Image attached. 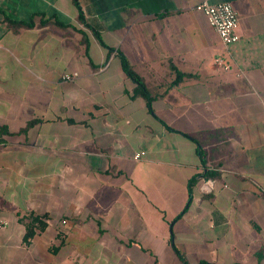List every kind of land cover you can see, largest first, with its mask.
Returning a JSON list of instances; mask_svg holds the SVG:
<instances>
[{
  "label": "crops",
  "instance_id": "crops-1",
  "mask_svg": "<svg viewBox=\"0 0 264 264\" xmlns=\"http://www.w3.org/2000/svg\"><path fill=\"white\" fill-rule=\"evenodd\" d=\"M198 1L0 0V264H264V0Z\"/></svg>",
  "mask_w": 264,
  "mask_h": 264
},
{
  "label": "built area",
  "instance_id": "built-area-1",
  "mask_svg": "<svg viewBox=\"0 0 264 264\" xmlns=\"http://www.w3.org/2000/svg\"><path fill=\"white\" fill-rule=\"evenodd\" d=\"M194 8L205 16L208 24L215 30L224 46H228L238 39V15L229 2L200 0L195 4ZM75 76V73L72 74V76L64 75L63 79L68 80ZM143 153L144 151L136 152L134 157L139 158ZM212 185L213 181L211 179H206L202 188L205 191H209ZM4 224L5 221L0 219V228H2Z\"/></svg>",
  "mask_w": 264,
  "mask_h": 264
},
{
  "label": "trees",
  "instance_id": "trees-1",
  "mask_svg": "<svg viewBox=\"0 0 264 264\" xmlns=\"http://www.w3.org/2000/svg\"><path fill=\"white\" fill-rule=\"evenodd\" d=\"M75 4L77 5L78 9L79 5L77 4L76 0H74ZM79 16L80 18L82 17L81 12L79 11ZM121 66L123 68V70L127 73V75L131 78V80L135 83V88H134V93L135 94H141L143 96H147V105L148 107H150V97H148L147 95V91L146 88L141 80V78L131 69L130 65L128 64V62L125 60L124 57H122V61H121ZM211 172H205V176L210 175ZM192 183V180L189 181V185ZM25 217V218H24ZM24 217H20V221L23 222L24 224V228H25V234H24V241L25 242H29L30 239L33 237V235L37 232V231H41L43 230L47 223L45 222V220L38 215H34L32 213L27 214ZM199 264H210L207 262H200Z\"/></svg>",
  "mask_w": 264,
  "mask_h": 264
},
{
  "label": "rangeland",
  "instance_id": "rangeland-1",
  "mask_svg": "<svg viewBox=\"0 0 264 264\" xmlns=\"http://www.w3.org/2000/svg\"><path fill=\"white\" fill-rule=\"evenodd\" d=\"M65 75H70V76H72V74H65ZM64 76V75H63ZM74 77H72V78H70V79H68V80H71V79H73ZM64 80H66V79H64Z\"/></svg>",
  "mask_w": 264,
  "mask_h": 264
}]
</instances>
